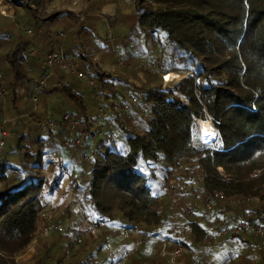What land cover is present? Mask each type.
Segmentation results:
<instances>
[{
    "label": "trees",
    "instance_id": "trees-1",
    "mask_svg": "<svg viewBox=\"0 0 264 264\" xmlns=\"http://www.w3.org/2000/svg\"><path fill=\"white\" fill-rule=\"evenodd\" d=\"M0 1L11 9L13 21L18 8L22 9L23 23L15 28L21 26L25 33L29 28L40 36L41 54L63 50L64 43L54 45L50 36L48 28L53 23L80 21L75 12H48L54 0ZM132 2L136 9L131 28L134 42L142 55L149 54L145 63L155 64L154 70L138 68L149 71L141 86L131 82L128 71L106 72L74 42L72 59L79 61L78 70L87 78L79 80L87 85L74 83L72 76L76 75L54 66L42 89L45 59L31 55L23 30L11 39L9 52L0 56L2 83L8 92L0 99V122L13 118L8 139L19 142L15 149L11 145L5 162L12 172L0 175V264H14V258L35 240L42 252L31 264H169L156 254L164 240L171 241V249L183 247L182 264H236L240 252H245L243 264H264V238L212 236L201 222L204 202L212 197L214 214L226 219L229 226L244 221L264 228V0ZM10 31L4 33L12 37ZM29 65L36 66V73L27 71ZM168 73L187 76L174 87L163 88L162 76ZM85 86L87 95L82 91ZM125 90L136 100L135 105ZM26 95L38 97L43 109L37 110ZM113 102L120 108L104 123L112 137L108 142L96 138L99 130L93 128L97 118L93 111ZM124 105H129V120L121 110ZM66 113L74 114L80 123L72 126L78 146L67 144L69 133L63 127L46 125H60ZM38 120L44 124L39 129L32 125ZM195 120L212 123L214 136L206 143L210 145H203L219 144L218 148L205 149L194 143L193 134L202 140ZM26 129L32 135L21 144ZM43 142L53 146L50 152L55 155H48L44 162L39 159V165L28 169ZM60 146L67 149L66 160L57 158ZM13 155L21 159V165L13 166ZM84 155L88 159L82 161ZM4 156L2 151L1 158ZM35 169L43 178L22 180ZM45 169L52 172L51 179L44 175ZM66 170L70 204L48 221L62 224L64 232L41 236L39 230L48 223L44 213L51 192L60 190V176ZM16 171L23 175H15ZM172 180L182 186L175 198L168 192ZM185 182H194L197 196L193 191L190 197ZM231 201L238 203L231 206ZM75 204L78 210L72 208ZM226 208L230 216L224 215ZM78 217L100 231L89 242L78 239V235L85 236L75 225ZM70 219L73 227L68 224ZM119 228L144 241L125 263L123 255L134 244H123L126 249L115 254Z\"/></svg>",
    "mask_w": 264,
    "mask_h": 264
},
{
    "label": "rangeland",
    "instance_id": "rangeland-1",
    "mask_svg": "<svg viewBox=\"0 0 264 264\" xmlns=\"http://www.w3.org/2000/svg\"><path fill=\"white\" fill-rule=\"evenodd\" d=\"M52 11H56V12L68 11V12H75L80 15L79 16L80 21L77 24H72V22H66V20L64 19L58 23L56 22L53 23L52 27L48 28V30L50 31V36L53 40V44L55 45L56 42H59V41L64 43L63 50L59 52H61V54L64 57L66 54H68L69 56L67 58L70 59L71 63H75L77 65V68H78L79 61H77L74 58L72 59V54H71L72 50H75L74 42H76V45L78 48H81L82 51L86 52L89 56H91V58H93V60L97 62V64L106 72L113 73L117 71H122V72L128 71V74L130 73V76L128 77L132 80L131 82L135 84L136 86H141L146 81L145 76H147L149 71L144 73L141 71L142 69L147 68V66H149L151 70L155 69V64L150 66L149 64L145 63L149 59V54L146 53L142 55V53L138 51L137 49L138 45H136V43L134 42V40L136 39L131 33V28L135 25V17H136V9L133 6L132 0H54L53 3L48 7V12H52ZM3 12H4V15L2 14ZM17 13L18 15L16 17V20L13 21L14 18L12 17L13 15H12L11 9L0 1V56L3 57L9 52V43L11 39L14 37V35L22 34V30H23L25 39L30 43L31 55H35V56L41 55L42 58L44 57L45 59L44 65L46 68V56L49 53H51L49 52L50 50H47V49H49L50 46H47V49L44 48V50H47V51L41 54L40 49H41L42 43L40 44V36H36L32 31L29 30V28L27 29V31L30 32V36H28L25 33L26 29H22L21 26L19 28H15L17 25H21L23 23L22 9L18 8ZM4 31H10L12 33V37L11 35L9 36L7 35V33H4ZM76 38H78V41H76ZM38 58L41 59L40 56H38ZM37 63L39 62L36 61V64ZM35 65L34 66L29 65L28 67H26L27 71L36 73ZM138 68H140L141 70ZM42 70H43L42 73L44 74V70H45L44 67L42 68ZM43 74H42V78H43ZM167 75L168 74H165L162 76V79H163L162 87L163 88L174 87L175 85H177V81L180 80L181 77L185 76V75L177 74L176 81H172L167 85L165 82V78H164V76H167ZM72 77L75 78L74 83L80 82L83 84V86L84 84L87 85V83L80 81L77 76L76 77L72 76ZM82 88H83L82 91H84L85 95H87L89 92L88 86H85ZM128 93L129 92L127 90L124 91V94L127 96V99L133 98L132 95H128ZM31 96L32 95H26L25 99L29 100ZM36 99L37 101L34 104L35 108L41 111L43 109V106L41 102L38 101V97H36ZM20 104H22V102H20L19 105ZM97 110L93 111L94 119L97 117ZM38 117L40 118V116ZM4 120H5L4 129L6 130V132L9 133L8 127H10V123L13 121V118L8 116V117H5ZM39 122L40 120H38V122L32 123L33 127L39 129L37 125ZM199 128L200 127L197 126L198 133H199ZM24 134L27 137H25V139L21 142V144H25V140L29 137V135H32L31 131L28 129L24 130ZM201 137H202V140H204L203 135ZM202 140L200 139L202 143L201 144L198 138L196 137V135L193 134V141L195 144L200 145L201 147L205 149H216L219 147V144L217 145V147L204 146V145H210V144H206L207 141L205 140L204 142L206 143H203ZM18 144L19 142L17 143L12 142L11 138L6 140L5 147L3 150V153L5 154V156L3 158H0V175L5 174L8 176V174L12 172L9 169V167L5 165V162L7 160V156L11 154V145L15 149ZM43 144H45L43 147H38L36 151L34 152V156H35L34 161L30 163V166L28 169H30L31 166L39 165L41 163L40 160L44 162L45 158L48 155H50V157L52 156V154L55 155L54 153L50 152L53 150V146L48 145L45 142H43ZM34 150L35 148H32V151ZM57 151L59 152V156L57 157L58 160H66L67 149L60 146V148H58ZM36 155H40V156L37 158ZM68 155L73 157L71 152H69ZM77 155L79 156V154ZM84 156L80 157L82 161H84ZM10 159H11L10 162L13 164V166L22 164L21 159H19L18 157L14 155L11 156ZM23 167L25 166L23 165L21 168H19V170L23 171L21 170ZM67 171L68 170L62 173L61 176L59 174V176L61 177L60 190H53L51 192L50 206L44 213L45 214L44 218L46 220L45 224L48 221L52 220L53 217L59 215L62 211H64L67 208L66 206L70 204L69 202L70 188L68 185L69 178L66 173ZM18 172L16 171L13 173L18 176L23 175V173L19 174ZM38 172L39 170L37 169L32 170L30 174H24L23 176H27V178L26 179L23 178L22 180H30V179L36 180L37 178H43V176ZM43 173L48 179L52 178L51 171L45 169ZM186 184L183 185L184 189L186 192H188V194L191 197L193 196L192 192L194 190L197 191L196 186H194L195 185L194 182L193 184L192 183H188L187 185ZM189 184H191L193 188H190L191 185ZM181 187L182 186L180 184H177L175 180H172L171 187L168 189L170 198L171 197L175 198L178 193L177 189ZM63 193H65V195L67 194L66 197H62ZM72 208L74 210H78L77 204H75V206ZM201 208L202 206L200 207V209ZM69 210H70V207H69ZM74 212L76 211H73L72 213ZM69 222L70 223L68 224L71 227H73L71 225L72 224L71 219ZM44 225H42L41 227H43ZM75 225H77V227L81 230V232L83 233L85 232L84 237H82V235H78V239L79 241H81V243H83L84 241L89 242L90 239L88 238H95L100 232L98 231V229L93 227V225H90L88 221L83 220L81 217L76 218ZM87 230L91 232L90 235L86 234ZM123 230H127V229L119 228L117 230V233L115 234L117 246L119 245V248L117 252H115V254H119L121 251H124V249H126L124 247H121L125 243H133L134 244V245L132 244L133 248L137 245H138V248H140L139 246L142 244L143 239H140L136 233L132 232V234H130L128 232L129 235L127 234L128 236L125 237V235H123L122 233ZM256 237H258L260 240L263 241L264 237H259V236H256ZM132 238H135V242H133ZM44 239H45L44 241L49 240L48 237H44ZM35 243H36V240L31 244L30 248L25 253L19 256H16L13 261L14 264H31L32 258L35 255H39L40 252H42L40 251L41 244L40 243L35 244ZM262 244L264 245V242H262ZM161 247L162 246L160 244V246H158V249H157L156 254L158 257H159L158 252ZM127 252H131V251L129 250ZM244 253L245 252H240L239 256L237 254V259L235 261L236 264H243ZM215 254L216 253H214V256ZM128 256H130V253L128 254ZM60 262L59 263L54 262V264H62ZM125 262L126 261L124 260L123 263ZM179 264H182V262L180 261Z\"/></svg>",
    "mask_w": 264,
    "mask_h": 264
},
{
    "label": "built area",
    "instance_id": "built-area-1",
    "mask_svg": "<svg viewBox=\"0 0 264 264\" xmlns=\"http://www.w3.org/2000/svg\"><path fill=\"white\" fill-rule=\"evenodd\" d=\"M7 6V5H6ZM4 15V12L2 13ZM26 34L30 36V32L27 31ZM34 53V52H33ZM54 66L59 67L64 73L69 74V75H76L78 78H80L82 81H86L87 78L85 75H83L77 68V65L75 63H71L69 58L64 57L61 52H51L46 56V68L44 70L43 78L40 81V87L42 89L47 87V83L49 78L53 75L54 71ZM3 76L0 73V99H4L7 95L8 92L2 83ZM90 87H92V90H95L94 87V82L90 81L89 82ZM131 103L134 105L136 104V100L133 98H129ZM29 102L35 103L36 102V97L31 96L28 100ZM120 108L119 104L116 102H113L110 106L106 107H101L97 111V118L93 123V128L97 129L98 128V133H96V138H103L106 139L108 142H111L112 137L110 135H107L106 127L104 123L108 120L109 121V116L113 111L116 109ZM122 112H126L127 114V119H130V114H129V105H124L121 107ZM108 123V122H107ZM110 123V122H109ZM38 127L44 126V124H41L39 122ZM47 126L51 128H57V127H63L66 132L69 133V139H67V144L70 145H79V141L73 137L72 135V126H78L80 125L79 121L76 120L75 115L72 113H66L63 115L62 120L60 125H55L53 123H48L46 124ZM5 126V120L0 122V158L2 156V151L5 146L6 140L9 138V133L4 130ZM82 133L84 134L85 131L82 130ZM62 134V133H61ZM106 134V135H105ZM95 138V137H94ZM88 157L85 155L84 160H87ZM191 186L190 188H192ZM194 196H197V192H193ZM238 202L237 201H231L229 205L235 206ZM214 206L215 202L212 197H208L205 202H204V209L202 210V224L208 231V233L212 236H224L228 234H240V235H255L259 237L264 236V228L262 225L256 222H237L232 226H229L227 223V220L224 218H220L219 216H216L214 214ZM231 212L228 208L225 209L224 215L225 216H230ZM64 228L62 224L60 223H52L48 222L42 229L39 230V233L41 236H46L51 233H63ZM123 235L128 236V231L123 230L122 231ZM34 242V241H33ZM144 242V241H143ZM162 247L159 249L158 255L161 258H166L169 262V264H179V259L184 252L183 247L179 246L174 249H171L172 243L169 240H164ZM138 250V245L135 246L131 252H125L123 255V261L129 257L128 254L130 255ZM69 254V249L65 251V256H64V262L67 260ZM63 264V263H62Z\"/></svg>",
    "mask_w": 264,
    "mask_h": 264
},
{
    "label": "bare ground",
    "instance_id": "bare-ground-1",
    "mask_svg": "<svg viewBox=\"0 0 264 264\" xmlns=\"http://www.w3.org/2000/svg\"><path fill=\"white\" fill-rule=\"evenodd\" d=\"M176 75L177 74H174V73H171V74L168 73V75L165 76L166 84L168 85L170 82L176 81V79H177ZM180 80H178L177 83ZM196 124L198 127H200L199 131L201 130L200 134L202 133L201 136L203 135L204 140L207 142L210 141L214 136L213 130L211 129L212 124L210 123V121L206 120V121H202L200 124H199V122ZM204 140H202V142H204ZM204 143H206V142H204Z\"/></svg>",
    "mask_w": 264,
    "mask_h": 264
},
{
    "label": "water",
    "instance_id": "water-1",
    "mask_svg": "<svg viewBox=\"0 0 264 264\" xmlns=\"http://www.w3.org/2000/svg\"><path fill=\"white\" fill-rule=\"evenodd\" d=\"M186 76H187V75H185V76H183V77H181V78L183 79V78H185ZM182 79H181V80H182ZM181 80H180V81H181ZM177 84H178V83H177ZM198 122H202V121H200V120H195V121H194V124H196V123H198ZM210 123H211V122H210ZM211 124H212V123H211Z\"/></svg>",
    "mask_w": 264,
    "mask_h": 264
},
{
    "label": "clouds",
    "instance_id": "clouds-1",
    "mask_svg": "<svg viewBox=\"0 0 264 264\" xmlns=\"http://www.w3.org/2000/svg\"><path fill=\"white\" fill-rule=\"evenodd\" d=\"M164 78H165V76H164ZM201 121V120H200ZM194 125V124H193ZM213 126V125H212ZM214 128V127H213ZM215 129V128H214ZM192 134H193V132H192ZM201 143V142H200ZM202 144V143H201Z\"/></svg>",
    "mask_w": 264,
    "mask_h": 264
}]
</instances>
